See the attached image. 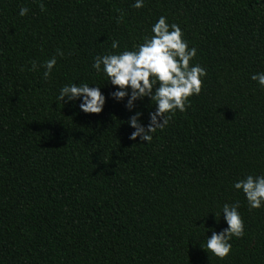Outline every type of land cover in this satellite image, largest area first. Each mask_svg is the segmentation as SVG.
Segmentation results:
<instances>
[{"label": "trees", "instance_id": "trees-1", "mask_svg": "<svg viewBox=\"0 0 264 264\" xmlns=\"http://www.w3.org/2000/svg\"><path fill=\"white\" fill-rule=\"evenodd\" d=\"M134 2L0 0V264H264V207L232 187L264 175V88L250 78L264 72V0ZM160 16L207 76L151 142L133 141L129 116L147 124L155 106L129 112L92 63L133 50ZM71 83L100 86L103 111L59 102ZM236 201L244 235L221 259L200 245Z\"/></svg>", "mask_w": 264, "mask_h": 264}, {"label": "clouds", "instance_id": "clouds-1", "mask_svg": "<svg viewBox=\"0 0 264 264\" xmlns=\"http://www.w3.org/2000/svg\"><path fill=\"white\" fill-rule=\"evenodd\" d=\"M144 3L145 0H135L132 7L140 9ZM27 13V8H20V16ZM117 20L119 22L122 17ZM118 47L119 43L113 40L111 48ZM58 54L63 55L62 52ZM196 55V48L189 47L181 27L175 23L169 24L165 16H160L151 26V35L145 36L142 43L133 45V50L125 49L94 57L92 68L102 73L107 78L106 82L115 88L109 93L110 98L117 102L126 100L124 106L129 112H133L137 101L145 98L155 106L154 111L148 113L147 124L141 122V111L129 116L127 123L134 129L129 134L130 140L135 141L139 137L140 141L151 142L152 134L157 129L163 130L177 111L183 113L186 110L191 96L201 93L207 72L199 64L190 65ZM56 63V58L52 57L40 65L45 69V79L50 76ZM36 67L33 62L32 70H36ZM250 78L264 88V72L254 73ZM107 98L100 86L87 83L65 84L57 96V100L63 104L75 102L86 114L101 113ZM232 187L243 192L249 209L264 207V175L248 174L235 181ZM239 207V201L221 206L220 218L223 217L227 227L220 232L212 231L211 236L207 235L206 243L200 246L208 253L223 259L232 250L231 239L244 235L245 225ZM214 214L216 217L217 214Z\"/></svg>", "mask_w": 264, "mask_h": 264}]
</instances>
